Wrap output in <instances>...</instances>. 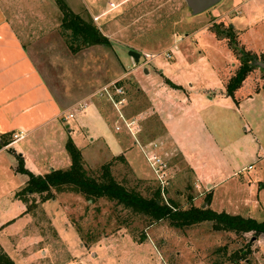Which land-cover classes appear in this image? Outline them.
Segmentation results:
<instances>
[{
  "label": "rangeland",
  "instance_id": "rangeland-1",
  "mask_svg": "<svg viewBox=\"0 0 264 264\" xmlns=\"http://www.w3.org/2000/svg\"><path fill=\"white\" fill-rule=\"evenodd\" d=\"M63 1L69 4L72 11L93 22L95 16L92 13L103 9V14L94 23L110 39V44H92L72 51L59 25L48 27L44 32V39L49 37L46 33H51L54 40H48L42 46L41 43L37 45V42L30 41L26 44L32 48L30 50L35 64L43 71L55 93L61 94L62 88L70 87L76 98L91 96L103 111H110L105 102L109 99L97 92L105 84H108L107 88L114 99L115 96L123 97L118 105L126 116L146 110L147 96L131 73L136 66L140 69L141 66L151 68L153 65L166 73L203 82L208 78L214 80L206 58L210 60L212 56L217 57L216 53L221 58L225 50L233 54L234 58L226 60L229 71L236 70L244 51L253 53L252 56L257 60H264V0H218L197 13L191 12L185 0ZM54 2L58 5L56 0ZM58 17L60 19L61 10ZM210 32L215 34L219 44L208 38ZM35 44L36 48H33ZM173 48L178 51L188 50V54H185L188 61L184 60V53H173ZM128 49L139 52L137 61H133ZM48 50L55 51L56 55L46 57ZM142 52L154 56L148 60L143 59ZM252 56L248 60L253 67L247 72V83L256 87L264 82V68L256 65ZM229 61L235 62L233 70ZM116 86L120 87V92ZM139 119L141 128L137 130L136 136L128 135L132 143L128 156L137 171L132 169L125 158L114 159L112 156L105 159L102 154H97L96 158L86 156L88 171L98 174L101 172V164L108 161L112 176L126 188L134 189L141 195L150 196L158 188L160 199L168 204L178 207L205 205L206 189L204 185H194L193 174L179 153L168 148L169 152L160 150L155 155L144 154L139 150L138 142L157 141L160 132L154 115L146 112ZM261 125L262 128L257 130L261 147L258 153L261 157L254 161L251 169L244 170L241 175L233 174L227 166L216 169V163H213L211 180L216 185H213V194L210 190V202L207 204L212 209L241 213L242 216L256 219L264 217V122ZM150 155L152 158L149 159ZM1 189L3 187L0 186ZM70 198L66 193H61L59 198H49L42 204L43 213L52 218L61 237L59 242L56 239L51 242L54 248L53 259L70 255L83 258L86 264H138V260H144L145 264H159L160 260L151 249L133 248L127 244L117 243L119 245L115 247L110 244L111 251L96 247L88 253L80 251L77 242L73 240V228L63 227L62 216L65 214L62 204L64 200L69 202ZM33 205L35 203L28 207L35 211ZM89 214V229H79L81 238L86 241L99 234V225H105L108 231L122 226L135 239L145 236L147 228L155 225V228L162 227V231H168L164 237L167 238L165 242L161 243L157 239V243L169 264H264V233L253 238L250 231L235 233L216 230L211 228L209 221L174 227L168 224L166 218L153 220L144 213L135 212L105 198L92 201ZM37 219L40 218L35 217L33 221ZM41 220V224L35 223L38 230L49 231L47 221L44 218ZM101 229L104 230L103 227ZM6 239L1 233L0 244L12 254L11 244ZM237 255L240 258L236 260Z\"/></svg>",
  "mask_w": 264,
  "mask_h": 264
},
{
  "label": "crops",
  "instance_id": "crops-1",
  "mask_svg": "<svg viewBox=\"0 0 264 264\" xmlns=\"http://www.w3.org/2000/svg\"><path fill=\"white\" fill-rule=\"evenodd\" d=\"M67 6L70 8L69 4ZM59 10L54 0H0V133H10L8 143L0 147V186L3 187L0 190V234L11 244L12 254L1 244L0 247L14 264H86L81 257L69 255L58 257V260L52 257L51 242L55 239L59 242L61 237L52 218L43 213L42 204L66 193L71 198L62 204L63 227L73 228V240L80 251L88 253L93 247L111 251L110 244L112 247L127 244L133 248L151 249L160 260L159 264H169L157 243V239L161 243L167 239L164 237L168 231H162V227L151 225L145 236L135 239L122 226L108 231L105 225H99L98 235L87 241L82 239L79 229H89L87 219L92 201L79 193L53 191L51 197L42 200L37 193H31L29 199L35 203L32 206L35 211L30 210L25 201L15 195V191L25 184L27 175L15 170L14 153L19 152L23 167L33 174L65 168L70 158L64 143L70 137L85 165L87 155L96 158L97 154H102L107 159L121 154L137 171L128 156L132 148L129 136H136L134 130L141 128L139 118L147 112L157 118L160 126L157 152L174 150L179 153L193 174L194 185H204L206 192L213 194V185H216L211 180L213 163H216V169L227 166L233 174L241 175L261 157L257 130L264 122V82L251 86L246 74L232 95L227 94L225 83L234 71L228 70L226 60L234 56L226 50L222 58L219 53L210 60L206 58L214 80L208 78L203 82L166 73L153 65L140 69L136 66L131 73L147 96L146 110L126 116L118 102L113 104L107 100L110 111H103L97 100L86 95L78 99L70 87L62 88L61 94L55 93L35 64L32 48L26 44L30 41L42 46V43L54 40L51 33H46L49 37L44 39V32L48 27L60 24ZM103 12L100 9L92 13L96 16L94 22ZM207 35L219 44L214 33ZM172 52L184 53L182 56L186 60L188 50L173 48ZM54 54L55 51L48 50L46 57ZM229 63L233 70L235 62ZM69 111L73 112L71 117L67 116ZM13 132L19 135L12 138ZM35 217L40 219L34 222ZM41 218L47 221L49 231L38 230L35 223L41 224ZM137 262L145 264L144 260Z\"/></svg>",
  "mask_w": 264,
  "mask_h": 264
},
{
  "label": "trees",
  "instance_id": "trees-1",
  "mask_svg": "<svg viewBox=\"0 0 264 264\" xmlns=\"http://www.w3.org/2000/svg\"><path fill=\"white\" fill-rule=\"evenodd\" d=\"M61 10L59 30L66 37L67 46L75 51L83 46L92 44L109 45L110 40L89 18H84L79 13L72 11L63 0H57ZM253 53L243 52L234 73L225 83V92L232 95L233 90L238 87L247 72L251 70ZM10 140V133H0V147ZM64 147L69 155L70 163L65 168H54L43 174H33L23 167L22 158L14 153L16 158L15 170L27 175L25 184L15 191V195L25 201L27 207L32 202L30 194L37 193L39 199L52 196L53 191L68 190L81 194L86 199L94 201L97 198L114 200L124 207L135 212L148 215L153 220L166 218L168 224L174 227L187 226L201 221H209L212 229L230 230L235 233L250 231L251 237L256 238L264 233V217L256 219L252 216H242L238 213H229L224 210H215L207 204L210 193L204 196L205 205L190 204L187 207H178L172 203L160 199L159 189H154L150 196L141 195L134 189H128L120 181L116 180L110 173L107 162L101 164V172L93 174L88 171L81 157L78 147L70 137H67ZM8 150H11L9 147ZM115 158L123 160L121 154ZM172 202V201H171ZM142 238V236L140 237ZM240 258L236 256V260ZM0 264H14L12 259L0 247Z\"/></svg>",
  "mask_w": 264,
  "mask_h": 264
},
{
  "label": "built area",
  "instance_id": "built-area-1",
  "mask_svg": "<svg viewBox=\"0 0 264 264\" xmlns=\"http://www.w3.org/2000/svg\"><path fill=\"white\" fill-rule=\"evenodd\" d=\"M93 18L95 19L96 16L93 17ZM142 56L144 57L143 59H147L148 60L150 58H153L152 56H154V55L152 53H149V52H142ZM139 57H140V55H139ZM107 86H108V84H105V85L101 86V88L98 90L97 93L99 95L103 94L106 98H108L110 101H112L113 104L116 103V102L119 103L121 101L120 98H123V97H119L118 99H114L112 97V95L110 94ZM116 87L118 89V92H120V87H118V86H116ZM80 104H82V103H80ZM72 114H73L72 111L67 112V116H69V117H71ZM136 132H137V129L134 130V133H136ZM18 135H19V133L13 132L12 133V138H16ZM135 140H136V138H135ZM138 146H139L140 150H142V152H144V154L151 153V154L155 155L157 153L158 144L154 140H148V141H145V142H142V143L138 142ZM148 158L149 159L152 158V155L148 156Z\"/></svg>",
  "mask_w": 264,
  "mask_h": 264
},
{
  "label": "water",
  "instance_id": "water-1",
  "mask_svg": "<svg viewBox=\"0 0 264 264\" xmlns=\"http://www.w3.org/2000/svg\"><path fill=\"white\" fill-rule=\"evenodd\" d=\"M218 0H185L186 4L190 8L192 13L200 12L207 7L211 6ZM128 54L132 56L133 61L138 60L139 52L133 49H128ZM253 62L258 65L259 67L264 68V60H257L252 56Z\"/></svg>",
  "mask_w": 264,
  "mask_h": 264
}]
</instances>
